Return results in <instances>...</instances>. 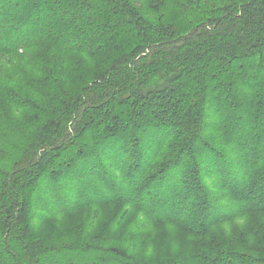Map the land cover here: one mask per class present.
I'll use <instances>...</instances> for the list:
<instances>
[{"label":"trees","instance_id":"obj_1","mask_svg":"<svg viewBox=\"0 0 264 264\" xmlns=\"http://www.w3.org/2000/svg\"><path fill=\"white\" fill-rule=\"evenodd\" d=\"M0 264H264V0H0Z\"/></svg>","mask_w":264,"mask_h":264},{"label":"rangeland","instance_id":"obj_2","mask_svg":"<svg viewBox=\"0 0 264 264\" xmlns=\"http://www.w3.org/2000/svg\"><path fill=\"white\" fill-rule=\"evenodd\" d=\"M1 63H4L1 60ZM118 208L116 207H107L100 209L98 212V219L95 221V231H101L104 233L105 237H111L116 236V240L122 244L125 243L127 240H131L134 238V234L136 233L135 230L139 223L143 220V217L134 213L130 212L127 216L124 222L120 226L114 225L117 222L118 214L119 212ZM82 216L84 219H88L89 216H91V210H84L82 212ZM249 217L238 219L235 223H226L221 226H219L220 231H229L231 228H233L236 224L238 225H244L248 221ZM140 226V225H139ZM138 226V228H140ZM87 229V226L85 227ZM240 230V229H239ZM151 236L149 237V240L147 242L151 243L153 247L157 245L158 247L164 249L163 251H166V253H173V255H176L181 257L186 252H184V247L182 245H186L187 240L184 238L180 239L176 232H174L173 229H168L165 225L159 226L156 228L149 229L147 232ZM184 240V241H183ZM147 246H144L143 249H146ZM142 249V250H143ZM184 252V253H182ZM182 253V254H181Z\"/></svg>","mask_w":264,"mask_h":264}]
</instances>
